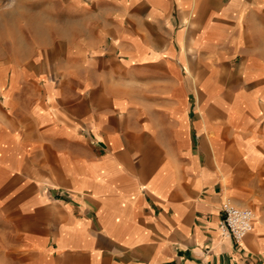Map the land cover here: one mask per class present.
I'll return each instance as SVG.
<instances>
[{
    "label": "crops",
    "instance_id": "crops-1",
    "mask_svg": "<svg viewBox=\"0 0 264 264\" xmlns=\"http://www.w3.org/2000/svg\"><path fill=\"white\" fill-rule=\"evenodd\" d=\"M8 1L0 264H264V0Z\"/></svg>",
    "mask_w": 264,
    "mask_h": 264
},
{
    "label": "built area",
    "instance_id": "built-area-1",
    "mask_svg": "<svg viewBox=\"0 0 264 264\" xmlns=\"http://www.w3.org/2000/svg\"><path fill=\"white\" fill-rule=\"evenodd\" d=\"M255 219L256 215L252 209L237 207L227 200L222 205L221 233L240 244L254 231Z\"/></svg>",
    "mask_w": 264,
    "mask_h": 264
},
{
    "label": "rangeland",
    "instance_id": "rangeland-1",
    "mask_svg": "<svg viewBox=\"0 0 264 264\" xmlns=\"http://www.w3.org/2000/svg\"><path fill=\"white\" fill-rule=\"evenodd\" d=\"M8 0H0V8H6L9 5Z\"/></svg>",
    "mask_w": 264,
    "mask_h": 264
}]
</instances>
